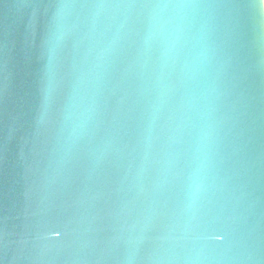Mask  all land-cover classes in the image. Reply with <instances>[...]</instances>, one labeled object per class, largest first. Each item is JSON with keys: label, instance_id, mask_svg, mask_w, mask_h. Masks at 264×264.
Listing matches in <instances>:
<instances>
[{"label": "water", "instance_id": "obj_1", "mask_svg": "<svg viewBox=\"0 0 264 264\" xmlns=\"http://www.w3.org/2000/svg\"><path fill=\"white\" fill-rule=\"evenodd\" d=\"M0 264H264L263 0H0Z\"/></svg>", "mask_w": 264, "mask_h": 264}, {"label": "rangeland", "instance_id": "obj_2", "mask_svg": "<svg viewBox=\"0 0 264 264\" xmlns=\"http://www.w3.org/2000/svg\"><path fill=\"white\" fill-rule=\"evenodd\" d=\"M263 2H264V0H263Z\"/></svg>", "mask_w": 264, "mask_h": 264}]
</instances>
